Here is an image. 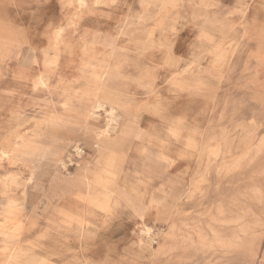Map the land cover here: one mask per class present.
I'll return each instance as SVG.
<instances>
[{
  "label": "rangeland",
  "instance_id": "1",
  "mask_svg": "<svg viewBox=\"0 0 264 264\" xmlns=\"http://www.w3.org/2000/svg\"><path fill=\"white\" fill-rule=\"evenodd\" d=\"M173 1L0 0V81L41 72L56 78L68 60L107 55L104 61L114 65L106 76L108 89L133 115L125 128L122 123V146L109 158L119 174V199L117 206L110 203V212L99 216L82 208L90 189L79 182L84 178L66 193L37 191L52 201L30 239L44 230L57 235L55 245L45 241L40 264H264V72L258 73L264 28L245 30L249 19L264 26V3ZM105 40L113 42L110 54ZM81 78L67 92L57 89L60 101L72 99L73 113L90 99L82 93L92 87L89 77ZM79 87L82 92H76ZM4 93L20 100L0 84ZM44 112L72 114L54 103ZM8 115L0 110V140L12 127ZM107 119L102 111L98 129ZM36 128L32 121L21 131L30 135ZM51 140L46 134L37 143ZM96 156L87 149L83 166L69 171L86 177ZM44 204L45 199L39 212ZM57 211L87 219L90 237L81 243L74 233L55 230L49 218L60 225ZM147 226L151 232L143 231ZM27 234L25 229L22 240ZM97 239L100 249L94 250ZM217 241L236 248L224 253ZM160 243L166 249L154 261L150 250ZM7 258L0 251V261Z\"/></svg>",
  "mask_w": 264,
  "mask_h": 264
},
{
  "label": "bare ground",
  "instance_id": "2",
  "mask_svg": "<svg viewBox=\"0 0 264 264\" xmlns=\"http://www.w3.org/2000/svg\"><path fill=\"white\" fill-rule=\"evenodd\" d=\"M253 1H257L256 4L264 3V0ZM170 2V5L177 3H174L173 0H170ZM257 27L264 28V26H260L256 22H250L249 19L246 22L245 30L250 29L253 32L257 30ZM155 29H152L151 35L154 34ZM104 44L105 48H107V53L109 52L110 54L114 49L113 42L105 40ZM261 49L264 50V47H261ZM261 54L263 63L264 51ZM105 58H107V55L99 59H83L79 62L78 59L77 62L68 60L69 64L62 67L63 71L60 74H56L55 71L56 78H49L47 73L41 72L35 78H10L0 81L4 91L17 93L20 98L17 101L16 98H7L5 93L0 95V110L9 113L7 123L12 126L6 136L7 138L0 140V188L3 194V198L0 199V242L6 240L3 242L7 243L3 247L0 246V248L11 256L10 263L1 264H17L18 261L16 260L19 259H21L19 264L37 263L36 255L26 249L24 246L26 241L22 240L25 229L28 232L34 231L35 226L39 225V216L45 214L46 208L50 206L49 203L52 201L48 193L43 192L41 195L37 194V191L51 190L55 193H66L73 187L71 183L84 178V181L79 180V182H84L92 191L90 189L87 190V193L82 198L84 202L82 208L100 216V212L105 213L112 210L110 203L113 200L116 204L115 206H117L119 199V187L117 185L119 174L115 172L109 158L113 149L118 150L122 146V136L118 134L122 123L125 128L133 115L123 105L116 102L114 93L108 89V85L105 82L106 76L114 65L104 61ZM193 64L187 65L184 70L189 71ZM262 72H264V64L258 70L259 74ZM86 75L89 77L92 87L83 88V92L82 88L79 87L76 92L85 93L91 100L88 99L87 102L80 104L79 110L73 113L74 103L72 99L66 97L65 100L60 101L57 89L67 92L82 79L81 77ZM39 90L48 93L55 92V96L40 97L36 93H32ZM25 99L26 101H24ZM50 103H54L55 107L57 104H61L64 109L71 110L72 114L59 116L55 113L49 116L44 112V109ZM27 106L31 109L32 114L26 113L27 109H29ZM102 111L106 112L108 119L103 127L98 129V121ZM124 118L126 121L122 122ZM32 121L36 123L37 128L30 135L23 133L21 126L24 123H32ZM59 130L64 131L60 136L58 135ZM54 131L55 135L53 134ZM46 134H50L52 140L46 144L37 143ZM110 134H115V136L107 138ZM81 140L88 141L86 142L87 146ZM87 149H94L97 154L95 159L91 160V173L89 174L92 175L91 178H89V175L81 177L69 171L71 165H77L78 168L83 166ZM59 169L66 173L59 174ZM2 171L6 173L2 174ZM44 184H47L46 186L48 187H44ZM79 189H81L80 186ZM32 192H36L35 196L32 195ZM115 192L118 194L117 196H115ZM11 193L19 194L20 197L12 196ZM43 199H45L46 204H44L42 211L39 212L37 210L38 205L41 204ZM28 204L31 206V211L26 213ZM55 215L63 217L60 225L55 219L49 218L51 224L56 226L55 230L62 229L65 232L74 233V235L78 236L81 243L87 237H90L89 229L91 224L87 219L66 211H57ZM142 217H144V214H142ZM145 217H148V215ZM28 223L31 226L30 228ZM144 230L151 232V227L147 226ZM42 232L46 235L45 239L49 238L55 241V238H57V235L51 234L50 230ZM99 241L98 239L94 241V250L100 249ZM217 242V246L221 250H226L224 253H229L236 248L235 243ZM165 249L164 243H160L157 248L150 250V258L154 261L157 260ZM48 264H52V262L50 261Z\"/></svg>",
  "mask_w": 264,
  "mask_h": 264
},
{
  "label": "crops",
  "instance_id": "3",
  "mask_svg": "<svg viewBox=\"0 0 264 264\" xmlns=\"http://www.w3.org/2000/svg\"><path fill=\"white\" fill-rule=\"evenodd\" d=\"M31 227V226H30ZM29 227V228H30ZM33 230H31V231H29L28 232V234H27V238L25 239V244H24V246L26 247V249H28L29 251H31V252H33L35 255H36V258L38 259L37 260V263L36 264H40V260H41V258H42V256L44 255L42 252H44V249H45V241H48L49 243H53V245H55V242L54 241H52L51 239H49V238H46L45 239V233L44 232H40V233H38L37 234V236L34 238V239H30V235L32 236V234H33ZM27 233V232H26ZM3 241H6V240H3ZM5 244H7V243H2V247L5 245ZM35 247H38V248H35ZM0 251H2V249H0ZM8 253V252H7ZM18 258V257H17ZM11 259V256H10V254L8 253V258H7V260H5V261H0V264L1 263H10L9 262V260ZM16 261H18V263L17 264H19V263H21V259H19V260H16ZM16 264V263H15Z\"/></svg>",
  "mask_w": 264,
  "mask_h": 264
}]
</instances>
